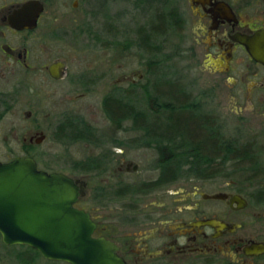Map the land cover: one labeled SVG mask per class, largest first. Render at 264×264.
Returning <instances> with one entry per match:
<instances>
[{
    "label": "flooded vegetation",
    "instance_id": "obj_1",
    "mask_svg": "<svg viewBox=\"0 0 264 264\" xmlns=\"http://www.w3.org/2000/svg\"><path fill=\"white\" fill-rule=\"evenodd\" d=\"M110 1L116 0H0V162L24 156L14 148L16 143L23 150L26 142L23 132L18 139L15 127L20 126L18 120L14 125V118L25 108L30 115L39 106L40 61H88L56 54L70 49L73 34L88 33L90 18ZM174 12L176 24L168 25L167 14L157 16L160 30L152 31L150 25V31H144L145 42L150 33L171 31L182 43L180 59L192 65L204 61L213 81L210 102L219 86L227 89L232 107L226 119L218 106H212L210 120L197 124V135L203 138L188 137L182 123L117 122L105 115L109 126L102 131L85 122L88 133L80 142L88 153L79 177L85 194L74 207L94 222L92 238L110 242L126 264H264V250H254L264 248V64L253 59L240 40L264 31V0H183ZM63 63L60 79L45 68L53 81L65 78ZM154 126H178V138L144 131ZM128 134L133 137H123ZM133 142H146L158 157L153 166L157 174L144 182L147 185L123 180L139 167L127 157L125 146ZM26 143L38 145L32 135ZM194 157L204 161L205 169H190ZM157 177L176 179L153 183ZM181 178L195 182L173 186ZM206 184L211 189H205ZM136 195L145 202L135 197L134 202L116 203ZM41 261L69 264L44 258L36 249L0 251V264Z\"/></svg>",
    "mask_w": 264,
    "mask_h": 264
},
{
    "label": "rangeland",
    "instance_id": "obj_2",
    "mask_svg": "<svg viewBox=\"0 0 264 264\" xmlns=\"http://www.w3.org/2000/svg\"><path fill=\"white\" fill-rule=\"evenodd\" d=\"M182 1H110L99 13L95 12L93 19L90 18L91 27L88 33L73 34L71 43L66 39L70 49L61 48V52L56 54L65 58L87 57L88 61H63L67 65L66 75L59 81H53L45 69L52 61H40L39 106L30 115L26 113L27 108L25 113H17L14 125H17L18 120V125L23 128L15 127V131L18 130L19 133V140H21L22 132L26 142L31 135L35 138L39 131L45 134V138L40 144L35 145L34 154L37 157L27 155L26 142L23 150L17 148L15 143L16 152L19 155L33 157L38 167L44 170L63 172L74 178L80 177L82 172L76 169L77 162L83 163L88 147L82 142L56 141L54 139L56 125L65 116L77 115L98 130H107L109 120L103 113L102 100L110 94L122 100L129 98L136 108L147 114L148 122L164 119L167 117V110L156 112L151 107L150 98H156L158 103L167 101L166 97L169 93L166 88L170 82L177 84L181 90L180 94L186 96V103L192 102L196 106L199 105L197 111L208 115L212 106H218L216 108L222 115V120H225L226 113L228 114V110L232 107L227 89L219 86L216 99L213 103L210 102L209 90L213 81L202 64L204 61H198L192 65L193 61L180 59L181 56L178 53L182 43L178 41L176 35L171 34V31L165 35L150 33V40L145 42L144 31H150V25L152 31L160 30V25H156L160 22L157 16L175 11ZM183 4L185 5V2ZM188 31H190L189 28ZM190 42L191 40L187 41V44ZM167 54L168 59H166ZM153 61L159 62L154 65ZM78 80L79 82H75ZM87 80L89 83L84 86ZM160 81L167 83L162 85L163 91H166L163 95L160 90L153 88L154 84ZM90 83L94 85L91 87ZM84 89L87 90L84 91ZM11 124L10 117L8 126L10 127ZM175 135L176 133L173 137L178 138ZM123 137L133 136L128 134ZM141 143L133 142L125 146L128 159L139 165L137 172L123 176L124 182L131 185H141L154 179L157 174L156 170H153L158 158L154 147H150L146 142ZM193 182L195 181L181 178L173 186H188ZM208 186L206 184L205 189H211ZM135 197L138 201L145 200L136 195L118 199L116 203L134 202ZM26 249L27 247L23 245L6 246L0 239V251L13 253ZM41 263L46 264L44 261Z\"/></svg>",
    "mask_w": 264,
    "mask_h": 264
},
{
    "label": "water",
    "instance_id": "obj_3",
    "mask_svg": "<svg viewBox=\"0 0 264 264\" xmlns=\"http://www.w3.org/2000/svg\"><path fill=\"white\" fill-rule=\"evenodd\" d=\"M253 59L264 64V31L240 39ZM64 63L47 66L54 79L64 76ZM45 138L36 133L35 143ZM132 164V163H131ZM137 169V164H133ZM84 181L38 167L31 156L0 162V237L3 243L27 245L44 258L69 264H126L104 240L92 238L94 222L74 207L84 196ZM263 251L262 246L254 247Z\"/></svg>",
    "mask_w": 264,
    "mask_h": 264
},
{
    "label": "trees",
    "instance_id": "obj_4",
    "mask_svg": "<svg viewBox=\"0 0 264 264\" xmlns=\"http://www.w3.org/2000/svg\"><path fill=\"white\" fill-rule=\"evenodd\" d=\"M158 19L160 20L161 18ZM164 19L167 22L169 21L168 25L171 27L176 24L177 16L174 11H171L167 13V17ZM159 23L160 22H158L156 25H160ZM155 34L160 33L157 32ZM157 62L159 61H153L152 64L155 65ZM161 81L158 83L156 82L153 88H156V90H160L163 95V92L166 91H163L162 85H165L167 83ZM167 85H169L166 88L167 92L169 93L166 97L167 101L158 103L156 98H150L153 109L156 112H160L161 110H167V117L159 120L154 119L155 121L151 122H170L174 125L177 123H182V125H184L185 127L184 130L188 137L203 138L204 136L197 135L200 132L197 124L199 122H208L210 120L209 114L207 115L197 111V109L199 110V105L196 106L192 102L186 103V96L180 94L181 90L175 82H170ZM116 107H119V109H116ZM102 108L106 117L109 118V120L111 121L121 122L128 119L133 120L134 122H148L147 114L144 111L136 108L135 104H133L129 100V98L127 100H122L114 97V95L112 94L106 95L102 100ZM156 118L158 119V117ZM179 129L180 128H178V126L168 127V129H162L159 127L156 128L154 126L152 128L146 127L144 128V131L147 134L150 133V135L157 137H164L166 136L165 133L168 132V136L173 137L174 133H176L175 136H178L177 131H179ZM87 133L88 131L85 125V120H83L82 117L77 115H69L65 116V118L56 125L54 139L58 142H80L81 140L87 137ZM195 146L196 144L193 146V148H195ZM35 147V145L26 144L25 148L27 151V155L37 157V155L34 154ZM196 153L198 155H201L202 152L196 151ZM202 164H205L204 161H195V157L194 160L189 161L190 169L192 171L205 169L201 166ZM76 169L82 172L83 163L78 161ZM175 179L176 178L174 177H157V179L153 183L168 182ZM147 184L148 183H144L143 185ZM27 249L33 251V249L29 247H27Z\"/></svg>",
    "mask_w": 264,
    "mask_h": 264
}]
</instances>
